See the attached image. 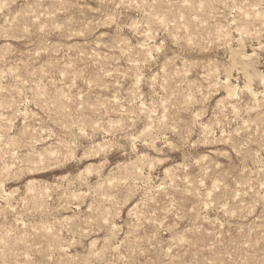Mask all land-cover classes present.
<instances>
[{"label": "rangeland", "instance_id": "1", "mask_svg": "<svg viewBox=\"0 0 264 264\" xmlns=\"http://www.w3.org/2000/svg\"><path fill=\"white\" fill-rule=\"evenodd\" d=\"M263 74L264 0H0V264H264Z\"/></svg>", "mask_w": 264, "mask_h": 264}, {"label": "bare ground", "instance_id": "2", "mask_svg": "<svg viewBox=\"0 0 264 264\" xmlns=\"http://www.w3.org/2000/svg\"><path fill=\"white\" fill-rule=\"evenodd\" d=\"M214 1V0H213ZM214 5V4H213ZM247 5V4H246ZM253 5V4H252ZM262 5V4H261ZM240 7V6H239ZM256 7V6H255ZM244 9H245V7H244ZM260 13V12H259ZM190 14V13H189ZM262 15V14H261ZM245 16V15H244ZM261 27V26H260ZM211 30V29H210ZM239 34V33H238ZM210 35V34H209ZM236 56V55H235ZM248 64V63H247ZM264 75V74H263ZM264 77V76H263ZM232 87V86H231ZM236 90V89H235ZM58 106V105H57ZM60 107V106H59ZM58 107V108H59ZM61 108V107H60ZM13 243H15V242H13ZM10 245H11V242H10ZM5 247H6V245H5ZM4 248V247H3ZM13 249V248H12ZM9 251V250H8ZM5 252V251H4ZM11 252V251H10ZM10 255V254H9ZM2 256V255H1ZM14 256V255H13ZM20 264V263H19Z\"/></svg>", "mask_w": 264, "mask_h": 264}]
</instances>
